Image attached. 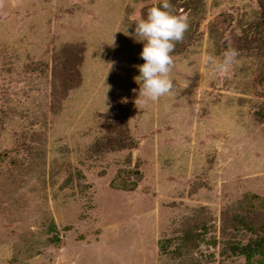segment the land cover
Segmentation results:
<instances>
[{"label":"rangeland","instance_id":"374dc122","mask_svg":"<svg viewBox=\"0 0 264 264\" xmlns=\"http://www.w3.org/2000/svg\"><path fill=\"white\" fill-rule=\"evenodd\" d=\"M160 3L0 0V264H259L221 213L264 198V0H169L188 44L173 94L141 104L124 29ZM121 122L128 143L107 150Z\"/></svg>","mask_w":264,"mask_h":264},{"label":"clouds","instance_id":"9594fccd","mask_svg":"<svg viewBox=\"0 0 264 264\" xmlns=\"http://www.w3.org/2000/svg\"><path fill=\"white\" fill-rule=\"evenodd\" d=\"M169 0H161L158 7H151L147 10L145 18L135 22L133 33L124 29L125 35H130L135 42L142 44L139 53L144 61L138 65L139 89L136 100L141 104L155 102L159 98L172 95L175 86L170 78L173 67L175 43L180 42L188 29L185 16H179L171 12ZM113 44V42H112ZM237 51L229 48L222 53V58L217 60L208 57V63L216 73H225L235 62Z\"/></svg>","mask_w":264,"mask_h":264},{"label":"trees","instance_id":"16d2710c","mask_svg":"<svg viewBox=\"0 0 264 264\" xmlns=\"http://www.w3.org/2000/svg\"><path fill=\"white\" fill-rule=\"evenodd\" d=\"M199 1V0H197ZM193 3H197L194 1ZM200 3V2H199ZM192 4V3H191ZM195 7V6H193ZM196 9L199 8V5L195 7ZM195 9V11H196ZM198 11V10H197ZM259 26L263 29L264 32V14L259 15ZM217 21L213 20L209 23V25H214ZM261 32V33H263ZM185 38L180 42L175 43L174 47V53H177V49H180L181 51L184 50V47L188 44L187 42H184ZM264 47V46H263ZM80 49V48H78ZM62 66L65 68V72L68 71L67 64L64 62L62 63ZM70 71L72 69L70 68ZM124 122L116 123V129L115 132L117 135L115 137H108L107 138V150H111L116 148V150H120L125 147L126 143H128L126 138V131L124 127ZM130 144V142H129ZM137 174L136 179L139 178V173ZM135 186V182H130L129 180H120L118 182H115V187L119 189H132ZM189 218H185L183 223H187L189 220H192ZM264 218V198H258L256 196L252 197H243V199L234 201L222 210L221 213V223H222V229H221V235L223 237H227V243H231L230 248H233L234 250H238L240 255H243L247 261L251 260L254 256L260 257L259 264H264V234L262 233V230H258L259 226L258 222L262 221ZM188 220V221H187ZM200 221V220H199ZM199 221H195L199 222ZM185 227V226H183ZM246 229L250 233L249 240L245 244L239 243L235 238L236 234L238 233V230L240 229ZM261 231V232H260Z\"/></svg>","mask_w":264,"mask_h":264}]
</instances>
